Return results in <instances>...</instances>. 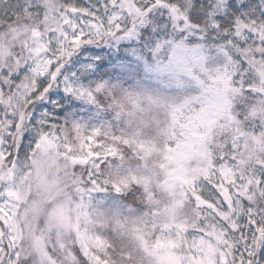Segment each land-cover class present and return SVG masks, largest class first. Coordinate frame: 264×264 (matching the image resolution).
Masks as SVG:
<instances>
[{
    "label": "snow or ice",
    "instance_id": "snow-or-ice-1",
    "mask_svg": "<svg viewBox=\"0 0 264 264\" xmlns=\"http://www.w3.org/2000/svg\"><path fill=\"white\" fill-rule=\"evenodd\" d=\"M0 264H264V0H0Z\"/></svg>",
    "mask_w": 264,
    "mask_h": 264
}]
</instances>
